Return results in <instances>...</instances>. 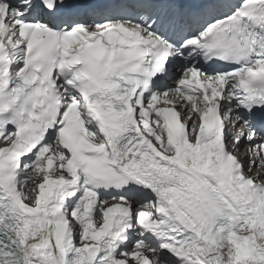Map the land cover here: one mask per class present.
Returning a JSON list of instances; mask_svg holds the SVG:
<instances>
[{
	"label": "snow or ice",
	"instance_id": "snow-or-ice-1",
	"mask_svg": "<svg viewBox=\"0 0 264 264\" xmlns=\"http://www.w3.org/2000/svg\"><path fill=\"white\" fill-rule=\"evenodd\" d=\"M262 167L264 0H0V264H264Z\"/></svg>",
	"mask_w": 264,
	"mask_h": 264
}]
</instances>
